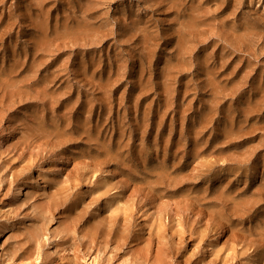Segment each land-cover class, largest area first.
Returning a JSON list of instances; mask_svg holds the SVG:
<instances>
[{"label": "rangeland", "instance_id": "1", "mask_svg": "<svg viewBox=\"0 0 264 264\" xmlns=\"http://www.w3.org/2000/svg\"><path fill=\"white\" fill-rule=\"evenodd\" d=\"M162 1L0 0V264H264V0Z\"/></svg>", "mask_w": 264, "mask_h": 264}, {"label": "bare ground", "instance_id": "2", "mask_svg": "<svg viewBox=\"0 0 264 264\" xmlns=\"http://www.w3.org/2000/svg\"><path fill=\"white\" fill-rule=\"evenodd\" d=\"M188 1H190V3L187 5V13L186 14H183L182 12H180L179 11V13L178 12H176V13H178V14H180V15H183V20L182 21H178V24L179 25H181L182 27H185V29L186 30H183L182 28H180V27H177V29L179 28V39H178V42H179V45H177V46H179L180 47V45H181V47H182V45H183V47L185 46L186 47V44H187V41H186V38L183 36V34H182V30L186 33V35L188 36V35H190L191 37H192V39H195L198 35H199V33H200V30L202 29V24L203 23H205V18H206V13H207V9H209L210 7H211V5L209 4L212 0H164V3H163V1H162V7L163 6H165V8H167V9H176V8H183V7H185L186 6V3L188 2ZM159 2H161V1H159ZM179 4L181 5V6H179ZM48 5V4H47ZM207 6V9H206V7L205 6ZM87 6V5H86ZM85 7V6H84ZM89 7V6H88ZM43 8H44V6H43ZM87 7H85V9H86ZM89 8H91V7H89ZM45 9V8H44ZM49 9V8H48ZM82 9H84L83 7L81 8V11H82ZM84 9V10H85ZM88 9V8H87ZM86 9V10H87ZM46 10H47V8H46ZM83 10V11H84ZM90 9H88L87 11H89ZM86 11V12H87ZM88 13V12H87ZM45 15V14H44ZM10 16V15H9ZM47 18V17H46ZM81 18H83V17H81ZM84 18H85V16H84ZM87 20V19H86ZM45 21V20H44ZM47 25V24H46ZM44 26V25H43ZM70 28H72V27H70ZM74 28V27H73ZM69 30V29H68ZM176 30V29H175ZM176 31H178V30H176ZM65 33V32H64ZM178 33V32H177ZM185 35V34H184ZM186 36V37H187ZM198 38V37H197ZM190 41H188V43H189ZM185 43V44H184ZM193 45V44H192ZM189 47V46H188ZM178 48V47H177ZM184 49V48H183ZM179 50H180V48H179ZM181 50H182V48H181ZM186 50V49H185ZM187 50H189V49H187ZM183 51V50H182ZM204 55V54H203ZM45 60V59H44ZM206 61V60H205ZM35 63H36V61H34ZM38 62V61H37ZM39 63V62H38ZM35 65H37V63L35 64ZM9 71H7V73H8ZM258 190V189H257ZM215 210V209H214ZM209 213V212H208ZM211 218V217H210ZM229 228V227H228ZM3 238H2V232L0 231V258L4 255L5 256V253H6V250H5V248H4V246H3ZM214 245V244H213ZM207 248H210V255H214V254H216L218 251H219V249H217L216 248V246L214 247V246H212V244L211 243H208L207 244ZM12 251V250H11ZM26 252H28V251H26ZM23 253V252H22ZM28 254V253H27ZM27 254H25V255H27ZM25 255L23 254V256L25 257ZM29 255V254H28ZM27 255V256H28ZM17 257V256H16ZM21 257H22V255H21ZM29 257V256H28ZM12 258V257H11ZM19 258V257H18ZM26 260L28 259V258H25ZM25 259H24V261H25ZM20 261V260H19ZM97 260H96V258H92V260H91V262H90V264H93L94 262H96ZM256 262L257 261H254L252 264H256ZM245 263H247V262H243L242 264H245Z\"/></svg>", "mask_w": 264, "mask_h": 264}]
</instances>
